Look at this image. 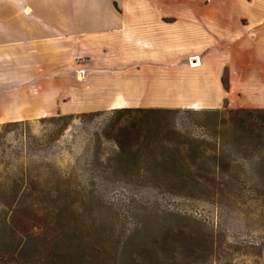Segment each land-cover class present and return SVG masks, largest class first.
<instances>
[{
  "label": "crops",
  "instance_id": "0c3cea01",
  "mask_svg": "<svg viewBox=\"0 0 264 264\" xmlns=\"http://www.w3.org/2000/svg\"><path fill=\"white\" fill-rule=\"evenodd\" d=\"M226 101L264 108V0H0V122Z\"/></svg>",
  "mask_w": 264,
  "mask_h": 264
},
{
  "label": "rangeland",
  "instance_id": "374dc122",
  "mask_svg": "<svg viewBox=\"0 0 264 264\" xmlns=\"http://www.w3.org/2000/svg\"><path fill=\"white\" fill-rule=\"evenodd\" d=\"M226 108L238 109L228 101L166 108L176 111L164 121L203 138L228 118ZM112 109L0 122V256L13 257L3 264H21L13 252L26 242L22 262L50 255L51 236L29 233L61 224L111 233L104 264H264V153L232 152L243 167V191L212 176L190 191L154 180L140 185L132 175L104 172L112 158L105 134ZM212 155L207 149L205 169Z\"/></svg>",
  "mask_w": 264,
  "mask_h": 264
},
{
  "label": "trees",
  "instance_id": "16d2710c",
  "mask_svg": "<svg viewBox=\"0 0 264 264\" xmlns=\"http://www.w3.org/2000/svg\"><path fill=\"white\" fill-rule=\"evenodd\" d=\"M226 109L228 118L215 122L203 138L188 136L165 122L164 118L176 111L173 109H112L115 118L105 130L112 146V158L104 166V172L111 170L123 176L132 175L141 181L138 182L140 185L154 180L156 185L166 184L170 191L205 187L210 176L212 180L220 177L219 183L230 185L235 190L247 189L242 178L243 167L236 163L232 152L253 151L258 156L264 153V108ZM206 112L218 115L220 111ZM17 122L20 121L8 123ZM201 145L209 147L203 149ZM207 149L213 152V165L205 169L201 160L205 158ZM262 165L264 168V163ZM147 175L148 180L145 179ZM56 191L60 192L58 188ZM46 233L52 240L51 254H45L36 264H104L111 233L103 228L61 224L60 228L53 226L31 231L29 236L36 239ZM28 243L21 248L16 245L13 253H17L19 259L15 262L31 264L29 261L22 262L26 250L30 251L26 248ZM5 262H13V257L9 261L0 256V264Z\"/></svg>",
  "mask_w": 264,
  "mask_h": 264
},
{
  "label": "built area",
  "instance_id": "2783aa9c",
  "mask_svg": "<svg viewBox=\"0 0 264 264\" xmlns=\"http://www.w3.org/2000/svg\"><path fill=\"white\" fill-rule=\"evenodd\" d=\"M196 59H197V62H196V64L200 63V61H199V58H198V57H196Z\"/></svg>",
  "mask_w": 264,
  "mask_h": 264
}]
</instances>
